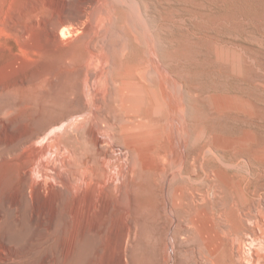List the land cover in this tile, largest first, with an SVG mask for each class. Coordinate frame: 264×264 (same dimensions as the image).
I'll use <instances>...</instances> for the list:
<instances>
[{
	"label": "bare ground",
	"instance_id": "6f19581e",
	"mask_svg": "<svg viewBox=\"0 0 264 264\" xmlns=\"http://www.w3.org/2000/svg\"><path fill=\"white\" fill-rule=\"evenodd\" d=\"M160 1L175 5L171 18L156 26L152 0L88 1L103 21L97 20L99 29H84L87 41L77 66L86 97L21 142L31 155H11L13 180L30 203L53 194L48 177L85 217L105 206L117 209L126 222L125 238L134 233L137 216L146 215L152 264H264V78L249 71L250 47L264 55V28L234 29L231 18L223 20L225 32L218 37L219 22L206 20L202 3L199 18L209 24L189 33L208 42L201 54L210 74L221 71L230 82L201 89L190 82L177 47L166 57L159 51L167 41L182 45L181 31H175L184 29L188 17L176 0ZM115 3L127 7L120 27ZM219 11L213 5L210 13ZM84 16L88 11L79 14ZM170 31L175 39L166 36ZM91 37L102 42L100 53ZM130 47L136 54L127 60ZM199 106L202 117H192L190 108L199 114ZM40 139L45 143L35 145ZM78 144L84 145L80 153ZM52 152L53 158L47 156Z\"/></svg>",
	"mask_w": 264,
	"mask_h": 264
},
{
	"label": "rangeland",
	"instance_id": "374dc122",
	"mask_svg": "<svg viewBox=\"0 0 264 264\" xmlns=\"http://www.w3.org/2000/svg\"><path fill=\"white\" fill-rule=\"evenodd\" d=\"M88 1L0 0V154L2 156H0V264H152L153 238L146 215L137 216L134 220L136 223L134 233L125 238L123 223L126 222L117 209L115 211L114 208L110 209L105 206L102 208L104 212L100 213V209L89 217H85L82 215L84 212L77 213L73 208L71 199L64 194V187L48 177L45 179H49L48 183L52 182V188H55L52 191L53 194H46L47 200L42 195L38 197L39 200L30 203L28 198L23 199L13 180V164L11 163L13 153L31 155L30 148H26V151L21 142L23 143L32 134L41 130L50 121L78 108L83 100L82 97L84 99L86 97L85 87L81 88L79 82L81 73L79 74V66H77L81 63L85 51L84 45L87 41L84 29L89 24L99 29L101 23L99 24L97 20L103 21L97 11H94L95 7L92 9L94 5ZM98 1L102 3L103 0ZM176 1L185 13L183 16H188L185 17L184 29L175 31L176 34L177 31H181L180 37L184 44L178 46L174 42L175 44L172 43L171 46L168 41L164 42L163 46L159 47L161 55L167 56L177 47L181 57L184 56L182 59L185 60V70L188 69L186 74L190 82L198 83L201 89H207L211 85L227 86L230 78H227L225 82L226 77L221 71L217 74H210V71L202 64L204 57H202L201 50L208 42L200 37L197 39L196 35L193 38L190 33L194 31L196 34V31H200L199 28L202 29L208 22H219V26L215 25L217 27L214 29L218 37L221 35L223 37L226 28L223 20L231 18V27L233 26L234 29L236 27V29L248 32L251 28L258 29L259 27L262 31L264 2L262 0H221L222 7L218 5V0ZM161 2L152 0L154 5H152L153 8L151 7V24L154 26L172 16L175 4L170 2L166 6ZM202 3L207 4L206 20L208 22L199 18ZM213 5L218 6L220 11L210 13ZM116 9L120 15L115 25L120 27L123 21L124 24L126 23L127 7L117 3ZM84 10L88 11L89 16L80 18L79 14ZM246 23H249L248 28H246ZM190 26L191 29L193 28L192 31ZM62 27L72 31L66 33L67 31ZM74 27H78L80 31ZM188 28L190 31L187 30ZM62 30L66 32L63 31V33ZM175 32L166 33L168 39H175ZM112 38H110L111 42L115 43V38ZM99 40L91 39L97 45L94 44V47L99 48V50L96 49L98 53L102 51L100 48L103 46ZM132 42L131 47L138 46L134 41ZM140 46L137 47V54H141L139 53L142 48ZM131 47L129 53L132 57L128 53L129 59L127 60L135 57L136 54V49ZM251 47L250 52L254 53V56L251 54L254 59L249 71L259 73L263 79L264 55ZM91 61V64H87L88 67L95 64L94 58ZM233 78L237 81L235 76ZM190 109L192 117L196 115L202 117L203 111L200 106L199 114H196L195 108ZM192 111L195 112L192 113ZM51 131L52 129L49 130ZM37 141L35 145L38 146L45 143L46 139ZM83 148V144H78L76 150L80 153V149L83 151ZM47 154L51 156L50 158L54 157V152ZM6 162L10 164L4 166ZM38 175L34 176V179ZM38 177L37 183L42 182L41 176ZM59 198L62 200L60 201ZM55 200L56 203L53 202Z\"/></svg>",
	"mask_w": 264,
	"mask_h": 264
}]
</instances>
